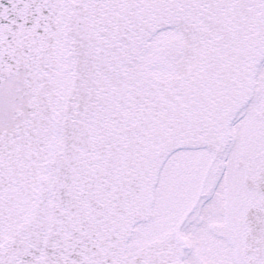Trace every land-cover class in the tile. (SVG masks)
Here are the masks:
<instances>
[{
  "label": "snow or ice",
  "instance_id": "6c2138e0",
  "mask_svg": "<svg viewBox=\"0 0 264 264\" xmlns=\"http://www.w3.org/2000/svg\"><path fill=\"white\" fill-rule=\"evenodd\" d=\"M0 264H264V0H0Z\"/></svg>",
  "mask_w": 264,
  "mask_h": 264
}]
</instances>
